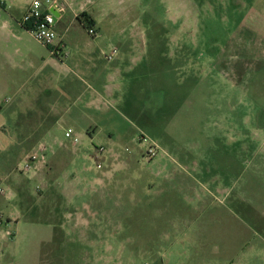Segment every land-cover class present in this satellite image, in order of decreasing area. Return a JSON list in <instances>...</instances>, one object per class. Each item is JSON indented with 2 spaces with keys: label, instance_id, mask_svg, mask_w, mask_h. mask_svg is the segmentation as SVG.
<instances>
[{
  "label": "rangeland",
  "instance_id": "rangeland-1",
  "mask_svg": "<svg viewBox=\"0 0 264 264\" xmlns=\"http://www.w3.org/2000/svg\"><path fill=\"white\" fill-rule=\"evenodd\" d=\"M69 1L61 32L101 78L115 74L116 92L93 105L99 135L68 119L50 129L42 142L74 157L49 156L37 174L21 171L37 135L0 115V221L14 233L0 264H264V0ZM106 171L108 186H94Z\"/></svg>",
  "mask_w": 264,
  "mask_h": 264
},
{
  "label": "crops",
  "instance_id": "crops-1",
  "mask_svg": "<svg viewBox=\"0 0 264 264\" xmlns=\"http://www.w3.org/2000/svg\"><path fill=\"white\" fill-rule=\"evenodd\" d=\"M58 1L63 2L66 7L64 11L57 13L56 22L57 44H62L61 57L53 56L47 47L40 44L20 24L31 2L0 0L3 2V5H0V90L4 91L13 87L12 99L15 101L14 104H9L8 101L2 100L0 115L6 114L10 126L26 129L27 137H30L31 141L32 136L36 134L38 139L32 141L33 145L44 141L45 136L51 132V128L67 119L78 127L84 126L91 137L104 132L100 123L102 117H98L99 113L93 105L99 99L103 100L104 97L116 92L115 74L107 73L104 78H101L103 75L96 73L99 67L98 59L91 53L80 54L79 50L83 48V42L77 41L71 35L68 36L67 30L61 32V18L68 11L70 1ZM83 12L85 11L80 10L74 16L78 17ZM99 33L100 30H96L95 35L89 33L88 35L97 37ZM69 46L72 48H68ZM8 66L15 71L14 74L6 73ZM76 72L88 77L89 82L81 81ZM24 73H29L27 77L29 83L26 87L17 82ZM108 136L109 140H113L115 137L122 138V133L116 136L108 130ZM50 146L48 158L58 153L61 159L70 161L73 159L74 155L71 156L66 147L61 146L59 150L54 148V145ZM43 168L35 174L40 173ZM111 178L112 172H103L94 179L93 185L104 188L108 186L106 183ZM151 188V185H146L145 189ZM20 191L21 189L17 190V204L23 207L22 210L30 211L27 205L23 206L20 202ZM99 207H104V203ZM81 217H78V222L83 221ZM20 219L18 216L13 217L15 225L19 224ZM172 222L174 220L171 219L169 223ZM9 223L8 220L7 224ZM3 226H5L4 223H0V249L4 252L10 243L7 242L9 232L6 233ZM73 228L76 229V227Z\"/></svg>",
  "mask_w": 264,
  "mask_h": 264
},
{
  "label": "built area",
  "instance_id": "built-area-1",
  "mask_svg": "<svg viewBox=\"0 0 264 264\" xmlns=\"http://www.w3.org/2000/svg\"><path fill=\"white\" fill-rule=\"evenodd\" d=\"M59 2L58 0H33L26 13L23 15L20 24L27 32L32 35L40 44L47 47L51 54L56 57H61L62 44H57L58 34L56 32L57 18L52 12V7ZM3 5V2H0ZM90 35H95L96 30L92 27L88 29ZM57 44V46L55 45ZM117 54V50L113 49L109 60ZM72 129L65 131V137L73 139L74 144L78 143V137L74 135ZM140 144L146 145L145 157L148 160L156 158L159 153L158 145L145 134L139 136ZM51 146L45 142H40L34 146L33 152L26 158L24 165L21 168L23 173L38 172L41 168L45 167L48 161V153ZM104 151L103 148L97 150V156ZM101 168V164L97 165ZM5 188L0 181V197L5 196ZM2 223V221H0ZM9 236L13 237L14 233L9 232Z\"/></svg>",
  "mask_w": 264,
  "mask_h": 264
},
{
  "label": "trees",
  "instance_id": "trees-1",
  "mask_svg": "<svg viewBox=\"0 0 264 264\" xmlns=\"http://www.w3.org/2000/svg\"><path fill=\"white\" fill-rule=\"evenodd\" d=\"M83 18V19H82ZM77 19L82 22V24L89 26L90 28H92L95 24L94 20L92 18H90L85 12L81 13Z\"/></svg>",
  "mask_w": 264,
  "mask_h": 264
},
{
  "label": "water",
  "instance_id": "water-1",
  "mask_svg": "<svg viewBox=\"0 0 264 264\" xmlns=\"http://www.w3.org/2000/svg\"><path fill=\"white\" fill-rule=\"evenodd\" d=\"M66 9L65 4L61 1L57 2L53 7H52V12L55 14L56 18H57V13H61L62 11H64Z\"/></svg>",
  "mask_w": 264,
  "mask_h": 264
}]
</instances>
